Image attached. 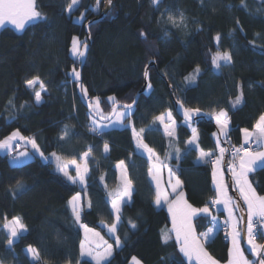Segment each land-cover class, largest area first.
I'll list each match as a JSON object with an SVG mask.
<instances>
[{
  "label": "trees",
  "instance_id": "obj_1",
  "mask_svg": "<svg viewBox=\"0 0 264 264\" xmlns=\"http://www.w3.org/2000/svg\"><path fill=\"white\" fill-rule=\"evenodd\" d=\"M70 3L36 0V8L46 20L29 23L23 30L11 26L0 30V140L18 130L26 139H35L49 157L45 161L35 156L14 167V155L0 154V260L3 264H36L26 254L31 246L40 252L44 264H93L82 259L84 235L74 222L69 201L82 195L81 223L105 235L101 225L111 227L115 222L111 200L122 188L117 165L123 162L134 194L131 204L122 210L117 230L122 247L106 264H128L133 257L143 264H189L179 252L167 209L155 202L157 188L149 171L152 163L138 153L133 127L137 132L144 129L143 142L174 170L190 204L211 207L217 198L212 164L199 162L201 151L215 150L212 135L217 126L211 117L227 111L231 128L240 130L264 115V1L162 0L154 6L151 0H117L107 17L90 28L93 43L81 76L87 89L85 102L79 82L71 76V69L79 71L80 67V60L71 52L72 41L87 40L86 25L100 16L105 0L98 9L96 0H80L72 13L67 11ZM81 14L83 23L75 21ZM169 15L176 18V24L168 21ZM217 51L230 52L233 62L224 65L221 61L222 67L215 69L212 56ZM150 63L156 65L150 69L152 87L126 119L128 126L102 135L91 131L93 117L87 100L94 104L98 97L100 109L110 116L115 105L133 104L145 85L144 73ZM197 66L200 74L193 83L187 82L185 77ZM36 76L47 88L39 104L26 85ZM241 89L243 102L232 107ZM110 98H115V105ZM173 99L185 108H199L209 120L185 124L175 113ZM166 113L173 114L179 124L177 139L167 137L155 119ZM65 126L69 136L61 140ZM192 129L199 134L198 149L188 143ZM90 148L87 185L81 188L56 170L51 153L62 156L65 163L71 159L81 163ZM216 156L211 158L216 160ZM249 182L264 196V168L251 174ZM16 216L28 231L10 249L3 225ZM129 221L135 223V229ZM210 225L209 217L195 221L199 234ZM164 234L170 236L167 243ZM207 250L219 262L228 261L229 243L222 239Z\"/></svg>",
  "mask_w": 264,
  "mask_h": 264
},
{
  "label": "snow or ice",
  "instance_id": "obj_2",
  "mask_svg": "<svg viewBox=\"0 0 264 264\" xmlns=\"http://www.w3.org/2000/svg\"><path fill=\"white\" fill-rule=\"evenodd\" d=\"M101 0H96L97 9L100 5ZM151 3L154 6H159L162 3V0H151ZM106 5H111L112 0H105ZM80 5V0H71V3L67 6V11L69 13H72L74 9H78ZM184 19L183 13H180V20L181 22ZM46 20V17L42 15L40 11L36 8V0H0V27H3L6 22L12 23L17 29L23 30L25 27V24L28 22L33 23H39ZM85 17L83 14L79 17V21H84ZM168 21L172 24H176V18L172 15L168 16ZM237 24L239 26V21H237ZM140 36L144 39H147V36L144 32L140 33ZM215 40L217 43L220 41V36L217 35L215 37ZM88 49V43L87 40L81 41L79 38H73L72 41V47L71 52L74 57H76L78 60L83 62L86 52ZM221 61L224 65H230L233 62V57L230 52H219L217 51L212 56V64L215 67V69L219 70L222 67ZM200 74V68L197 66V68L194 70L192 74L185 77V80L189 83H193L196 79V77ZM145 77L148 76L147 70H145L144 73ZM71 76L75 81H80L81 73L77 70L76 67H73L71 69ZM26 85L29 89H32L34 91V98L35 102L37 104L41 103L43 101L42 93L47 92V88L45 87L43 81L40 79L39 76H36L32 79H28L26 81ZM37 85L39 86V89L37 90ZM151 83L147 84V88L151 89ZM80 90L83 96H87V89L84 88L83 84H80ZM113 101V104L115 105V98H110ZM243 91L241 89L240 93L235 97V99L232 101V107H236L237 105L241 104L243 102ZM11 103V101H10ZM177 103L180 104V107L183 109V117L185 119L186 123H191L194 117H197L201 115V110L199 108H184L183 104L180 103L179 100H177ZM90 108H95L97 110V114H99V98H95V103L93 104L91 101L89 102ZM125 111H121L117 114V121L119 123H123L124 117L131 115L132 111V105L126 104L124 105ZM116 112V108L113 107V113ZM103 118V117H102ZM171 119V113H167V117L165 115H161L156 117L155 119L158 120L161 124L165 123V119ZM223 118V119H222ZM215 120L217 125H219V131L224 136L227 137L228 135V113L227 111L221 110L218 114H215ZM93 127L90 129L91 131L97 133V134H103L102 129L106 126L100 125L95 118L91 121ZM169 125H165V128L167 129ZM255 135H256V142L257 144L261 143V141H264V115H261L255 124ZM144 132V129L141 128L139 132L135 130L133 127V135L137 140V147L142 148L145 152L148 153V158L151 159H158L155 157L153 150L148 147L147 144L143 143L142 139V133ZM244 142L245 144L249 143L250 137L253 136V133L249 132L248 129H244ZM168 135L172 136V131H168ZM67 136H69L68 128L65 126V129L62 130V133L60 135V139L64 140ZM14 140H23L27 144H30L32 148L35 150V153L32 157L28 155L27 152H23L20 154V157H23V159H20L19 157H13V161L18 164L24 163L25 160H30L35 158V154H39V156L47 161L49 157H46L43 152L40 151V148L38 147L35 139H26L23 137L20 132L17 130L13 132L10 136L6 137L4 140L0 141V149L5 150H11L12 148V142ZM189 144H192L193 141H188ZM91 148L83 154V159L85 161L83 168L81 167V164L77 163L76 159H71L68 162H64V158L60 155H57V153L53 152L51 153V158H53L56 162V170L59 173H62L64 177H67L69 181H71L73 184L79 183L81 185L85 184V177L88 172L87 168V159L91 155ZM109 151V146L107 143L104 144V152L107 153ZM226 151L224 148H220L219 155L216 157L214 171H213V177L215 178L217 175V171L219 169V166L221 164V161L223 159V154ZM177 152V158H179V149H176ZM211 152H204L201 151L200 153V161L206 162V163H212ZM232 160H238L239 163H233L230 166V170L232 171L235 183L238 186L239 192L241 197L244 200V203L247 205L248 209V216H247V223H246V235H247V242L249 247V251L251 254L255 257L253 261H249L245 256L240 248L239 245V236L240 233L237 231V225L235 218L232 215L233 208L229 205L232 204L231 198L227 197L226 192L224 190V185L222 182L217 183V189L220 192L221 198L211 201L212 204H224V206L227 208L229 213V219L224 221L225 225L229 224V221H231V236H232V250L230 253L231 259L229 260L228 264H264V244H258L256 242L257 235H260L261 238H264V230H262L260 233H257L254 227L255 224H259L261 226H264V196H257L255 189L252 187L251 183L248 180V174L255 171L257 168H264V151H253L246 148H234L232 153ZM69 165H72L75 167V176H72L69 174ZM118 168L123 169L124 165L123 162H121L119 165H117ZM150 173L152 172V169L149 170ZM174 173H172L171 170H169V177H170V183H171V177H173ZM153 179H157V176L153 174ZM17 188H20L21 185L19 182L16 184ZM173 191L176 192L177 188L180 189L179 192H176V199L174 204L169 203V211L173 213V231L175 232V239L179 243V252L182 253L185 257L188 258L189 261H191L193 258L196 259L198 264H217V261H215L205 250L204 244L209 243L213 240V232L216 227L215 221L216 217L212 216L213 228H209L207 232L202 234V237L198 239L194 233V229L192 227L191 218L194 215H197L199 213H203L205 215L211 216V212L208 206H205L201 209L192 208L190 204L187 203V201L184 199V193L182 189V183L179 180V178H176L175 184L172 185ZM111 195V194H110ZM132 196V182L129 180L126 176H122V188L120 192L111 200V210L114 213L115 222L109 227L108 231L110 234L114 236V243L117 247H122V243L120 240V237L118 235H115L117 232V226L121 223V205L123 203H127L131 200ZM162 200V194L160 191H157L156 194V204L159 205ZM163 200L168 203L167 197L163 196ZM69 205L71 206V210L74 216V222L79 224L80 218H81V205H80V196L76 195L73 196L72 199L69 201ZM88 207H91V201H88L87 204ZM238 207V205H236ZM241 212H243V209H241ZM254 218H258L254 220ZM133 229L136 228L135 223H132L131 221L128 222ZM81 228H84L85 235L87 238V234L91 232L90 229H88L85 225L80 224ZM4 229L7 230L8 239L7 244L9 248L11 249L14 242L22 235V233L27 232V226L23 222L22 218L19 216H16L12 218L10 221L6 222L3 225ZM93 236L99 237V233H92ZM100 240H103L102 237H99ZM170 239L169 234L163 235V242L167 243ZM104 249L102 252H95L91 247H89L86 243H81V256H89L93 260H95L96 264H103L104 261L108 260L112 254H113V245L108 244L107 241H103ZM97 247H100L98 244ZM26 252L30 255L31 261L36 262V264H44L40 252L29 246L26 249ZM133 264H141L139 260H137L135 257H133ZM178 264H183L182 261L178 262Z\"/></svg>",
  "mask_w": 264,
  "mask_h": 264
},
{
  "label": "crops",
  "instance_id": "obj_3",
  "mask_svg": "<svg viewBox=\"0 0 264 264\" xmlns=\"http://www.w3.org/2000/svg\"><path fill=\"white\" fill-rule=\"evenodd\" d=\"M262 1H264V0H262ZM166 115V114H165ZM199 116H204V114H202L201 113V115H199ZM199 116H197V117H199ZM213 120H214V123L216 124V126H217V128H218V130H219V125H217V123H216V120H215V115L214 116H212L211 117ZM258 121V120H257ZM257 121H254L252 124H250V125H248V126H245L244 128H242V129H240V130H233L232 128H231V126H230V124L228 123V135H230V134H232L233 136H234V138L237 140V141H241V142H244V139H245V137H244V132H243V130L244 129H248L249 130V132H251V133H253L254 134V132H255V124L257 123ZM159 122V121H158ZM159 124L162 126V128L164 129V126L165 125H162L160 122H159ZM177 125V129H178V124H176ZM193 130V129H192ZM165 132V131H164ZM193 132H194V134H195V131L193 130ZM220 132V131H219ZM166 134V133H165ZM194 134H193V136H194ZM221 134V133H220ZM227 135V136H228ZM167 136V135H166ZM221 136L223 137V138H225L222 134H221ZM167 137H169V136H167ZM170 138H172V137H170ZM173 139H177V135H175L174 137H173ZM193 139V138H192ZM252 139V137H250V139H249V141ZM212 140H213V143H214V147H215V150H214V153L212 152V157L215 155V153L218 155V148H220V147H218V146H222L221 145V142H220V139H219V134L217 133V132H215L213 135H212ZM0 141H2V140H0ZM21 140H14L13 142H12V147H13V145H15L16 143H18V142H20ZM134 143H135V146H136V149H137V151H138V153L139 154H142V155H144L145 157H147L148 158V153L147 152H145L142 148H138L137 147V140H136V138L134 137ZM144 143V142H143ZM145 144V143H144ZM31 146V145H30ZM189 146L191 147V148H194V149H198V143H195V145H190L189 144ZM263 146H264V141H263ZM223 147V146H222ZM224 149H225V147H223ZM263 151H264V149H263ZM11 152H12V148H11V150L9 151V150H5V149H0V154H2V155H10L11 154ZM154 153V152H153ZM17 154V153H16ZM154 155H155V157H157L158 159H149L150 161H151V163H152V172H151V179H152V181H153V183L155 184V186H156V188H157V191H160L161 192V194H162V200H161V203L159 204V205H157L158 207H164V208H166L167 209V211H168V213H169V216H170V220H171V225H172V231H173V213L171 212V211H169V203H173L174 204V202H175V199H176V192H179L180 191V189L179 188H177V190H176V192H174L173 191V188H172V185L173 184H175V180H176V178H178L177 177V175H176V173L174 172V170L172 169V168H169V167H167V165H165V164H163L162 162H161V160L159 159V157L154 153ZM13 157H16V155H14ZM12 157V158H13ZM90 157V156H89ZM88 157V158H89ZM82 163L81 164H83V162H84V159L81 161ZM199 162L200 163H206V162H202V161H200L199 160ZM207 164V163H206ZM214 166H215V162L212 164V185H213V187H214V189H215V191H216V199H220L221 198V195H220V192H219V190L217 189V183L218 182H222L223 183V185H224V190H225V192H226V195H227V197H230L231 198V201H232V197L231 196H229V194H228V190H227V185H226V182H225V176H226V174H225V171H224V165H223V167L220 165L219 166V169L218 170H216L217 171V175H216V177L214 178L213 177V171H214ZM120 169L121 168H118L117 167V170H118V173H119V180H120V182L122 183V176H126L127 178H128V174H127V170H126V167L124 166V168H123V174H120ZM258 169H260V168H257L255 171H253V172H251V173H249L248 174V180H249V177H250V175L251 174H253L254 172H256ZM169 170H171L172 171V173H174V175H173V177H171V183L169 182L170 181V177H169ZM69 174L70 175H72V176H74V175H76V173H75V167H72V165H69ZM153 174H155L156 176H157V179H153ZM129 179V178H128ZM180 180V179H179ZM182 183V182H181ZM77 184V183H76ZM85 187V186H84ZM182 189H183V193H184V199L187 201V203L188 204H190V202L188 201V198H187V195H186V193H185V191H184V188H183V184H182ZM235 189H236V191H237V193L239 194V196L241 197V195H240V192H239V189H238V186H237V184L235 183ZM133 194H134V188H133V186H132V196H131V200L130 201H128L127 203H123L122 205H121V213H122V210H123V208L126 206V205H129V204H131V202H132V197H133ZM257 194V193H256ZM79 196H81V195H79ZM163 196H166L167 197V201H168V203H166L164 200H163ZM257 196H259L258 194H257ZM241 199H242V201L244 202V200H243V198L241 197ZM233 201H234V199H233ZM232 201V204L231 205H229L230 207H232L233 208V212H232V215H233V217L235 218V221H236V225H237V231L240 233V236H239V245H240V248L242 249V251H243V253H244V256L249 260V261H253V259L252 258H250L249 257V255L247 254V252H246V250H245V248H244V246H243V242H242V231H241V218H239V208H238V211H237V208H236V205H235V201L233 202ZM191 205V204H190ZM81 206L83 207V200L81 201ZM192 206V208H196V209H201V208H197V207H194L193 205H191ZM246 206V205H245ZM209 209H210V212H211V216H208V215H205V214H203V213H199V214H197V215H194V216H192V218H191V223H192V227H193V229H194V233H195V235H196V237L198 238V239H200L201 237H202V234L203 233H205V232H207L208 231V229L209 228H213V221H212V216H214V217H216V221H215V224H216V227H215V229H214V232H213V240L211 241V242H209V243H205L204 244V248H205V250L208 252V250H207V247H208V245H210V244H212L214 241H216V240H221L222 239V232H221V227H222V225L224 224L223 223V221H224V219L225 220H228L229 219V213H228V210H227V208L224 206V204H219V205H216V207L213 209V208H211V207H209ZM247 216H248V210H247ZM200 217H209L210 219H211V225H210V227L206 230V231H204L203 233H198L197 232V229H196V227H195V221L198 219V218H200ZM231 221H229V225H230V227H231ZM120 225V224H119ZM118 225V226H119ZM118 226H117V228H118ZM101 227L103 228L104 227V224L103 225H101ZM109 227V226H108ZM105 228V227H104ZM103 228V229H104ZM105 230V229H104ZM231 232H232V228H231ZM173 233H174V235H175V232L173 231ZM112 240V239H111ZM113 242H114V239L112 240ZM179 247H180V245H179ZM232 247H233V245H232V236H231V242L229 243V252H228V261L226 262V263H221V262H219L217 259H215L209 252H208V254L215 260V261H217V264H228V262H229V260L231 259V256H230V253H231V250H232ZM118 249H120L121 247H117ZM182 254V253H181ZM113 255V254H112ZM183 255V254H182ZM183 257L186 259V261L189 263V264H198V262L196 261V259L195 258H193L191 261H189L188 260V258L187 257H185L184 255H183ZM84 260V259H83ZM89 261H91V262H93V264H96V262H95V260H89Z\"/></svg>",
  "mask_w": 264,
  "mask_h": 264
},
{
  "label": "rangeland",
  "instance_id": "obj_4",
  "mask_svg": "<svg viewBox=\"0 0 264 264\" xmlns=\"http://www.w3.org/2000/svg\"><path fill=\"white\" fill-rule=\"evenodd\" d=\"M102 1V0H101ZM101 3V2H100ZM75 21H79V19H76ZM80 23H83V21H79ZM29 23H32V22H28V23H26L25 24V26L26 25H28ZM6 26H11V27H14L15 29H17L12 23H10V22H6L5 24H4V26L3 27H0V30L2 29V28H4V27H6ZM17 30H19V29H17ZM73 55V54H72ZM76 58V57H75ZM77 59V58H76ZM110 101L113 103V101H112V99H110ZM116 102V101H115ZM95 103V102H94ZM100 103H101V101L99 100V114H97V110L93 107L92 109H93V111H94V113L96 114V115H98L99 117H103L102 119H108L109 117H110V115H107V114H104L103 112H102V110L100 109ZM117 105H119V104H117ZM121 105V104H120ZM115 107V106H114ZM121 111H125V109H119V111H118V113L119 112H121ZM132 112H133V109H132V111H131V114H132ZM117 113V114H118ZM165 115V114H164ZM166 117H167V113H166V115H165ZM129 116H125L124 117V120H123V123L121 124V123H119L118 121H117V115H116V117L111 121V122H109V123H101V122H99V121H97L100 125H104V126H106V127H104L103 129H102V131H108V130H116V129H118V130H121V129H124V128H126L128 125L125 123V121H126V119L128 118ZM223 119V118H222ZM92 121V120H91ZM185 123V122H184ZM169 125V127L166 129L165 128V126H164V131H165V133H166V135L167 136H169L168 135V131H172V133H173V135L172 136H169V137H172V139H173V137L175 136V135H177V125L176 124H178V122H177V120H176V118L173 116V114H171V119L169 120V119H165V123L164 124H162V125ZM186 124V123H185ZM91 125H92V123H91ZM179 125V124H178ZM188 125V124H187ZM93 126V125H92ZM255 132H256V130H255ZM255 132H254V134H253V136H252V139H253V137L255 136ZM226 138V137H225ZM225 138H223V141H224V143H225ZM191 141H193V143L192 144H190V145H195V143H198V141H199V134H198V132H195V134H194V136H193V139H191ZM262 143H263V141H262ZM18 144V146H20V147H17V148H15L16 146L15 145H13V147H12V152H11V154L10 155H16V157H19L20 159H23V157H20V154L21 153H23V152H27L28 153V155L30 156V157H32L33 156V154L35 153V150L32 148V146H30V144H27L25 141H23V140H21L20 142H18L17 143ZM22 144H23V146H22ZM22 146V147H21ZM218 147H220V148H223L222 146H218ZM264 147V146H263ZM25 148V149H24ZM220 148H218V155H219V150H220ZM226 149V148H225ZM264 149V148H263ZM263 151V150H262ZM17 154H16V153ZM226 152L227 151H225L224 152V154H223V159H222V161H221V166L223 167V164H224V161H225V156H226ZM217 155V156H218ZM35 156H38V157H40L39 156V154L37 153V154H35ZM216 156V157H217ZM34 159V158H33ZM33 159H30V160H25L24 161V163H22V164H18V163H15L14 161H13V159L11 160V164H12V166H14V167H19V166H22V165H24V164H26V163H28V162H30V161H32ZM162 162V161H161ZM82 163V162H81ZM81 163H79V164H81ZM84 163H85V161L83 162V164H81V167L83 168V165H84ZM228 163H229V161H228ZM230 166L231 165H229V171H230V173H231V175H232V178H233V182L235 183V180H234V177H233V174H232V171L230 170ZM72 167H74V166H72ZM167 167H169V168H171L169 165H167ZM120 174H123V169H120ZM87 175H88V172H87ZM87 175H86V177H85V184L84 185H81V184H79V183H77V185L78 186H80L81 188H84V186L86 187V185H87ZM75 176V175H74ZM225 182H226V185H227V190H228V194H229V196H231L232 198H233V196H232V194H231V191H230V187H229V183H228V179H227V176H225ZM257 195V194H256ZM83 200V196L81 195L80 196V205H81V201ZM232 201H233V199H232ZM235 201V200H234ZM233 201V202H234ZM243 204H244V207H245V210H246V212H247V205L243 202ZM235 205H237L236 203H235ZM246 205V206H245ZM216 207V206H215ZM83 207L81 206V209H82ZM237 208V207H236ZM214 209V208H213ZM82 211H83V209L81 210V214H82ZM237 211H238V208H237ZM239 218H241L240 217V214H239ZM241 220V219H240ZM224 221H225V219H224ZM224 221H223V223H224ZM80 224H82L81 223V221L79 222V225ZM84 225V224H83ZM87 227V226H86ZM105 227V228H104ZM104 229H105V235L103 234V233H101L100 231H97V230H93V229H91V228H89V227H87L88 229H90L91 230V232H89L88 234H87V238H86V235H85V231H84V228H81V230H82V232H83V235H84V240H83V243H86L89 247H91L92 249H93V251H95V252H102L103 251V249H104V246H103V241H107V243L108 244H112L113 245V255H114V253H115V251L116 250H120V249H118L117 248V246L115 245V243L112 241L113 239H114V236L112 235V234H110L109 233V231H108V229H109V227L107 226V225H105L104 224ZM119 227V226H118ZM117 230H118V228H117ZM5 231H6V233H7V230L5 229ZM93 232H95V233H99V237H102L103 238V240H100L99 239V237H96V236H93L92 235V233ZM115 235H117V232L115 233ZM112 239V240H111ZM100 245V247H97V245ZM258 244H260V243H258ZM34 248V247H33ZM36 249V248H35ZM26 254L30 257V255L26 252ZM112 255V256H113ZM112 256L108 259V260H106V261H104L103 262V264H106L111 258H112ZM137 260H139L140 262H141V264H143V262L139 259V258H137V257H135ZM31 259V258H30ZM82 259H84V260H92L93 261V259L91 258V257H89V256H82ZM32 262H34V261H32ZM94 262V261H93ZM34 263H36V262H34ZM0 264H3L2 263V261L0 260ZM128 264H133V258L128 262Z\"/></svg>",
  "mask_w": 264,
  "mask_h": 264
},
{
  "label": "water",
  "instance_id": "obj_5",
  "mask_svg": "<svg viewBox=\"0 0 264 264\" xmlns=\"http://www.w3.org/2000/svg\"><path fill=\"white\" fill-rule=\"evenodd\" d=\"M116 3H117V0H112V4L111 5H106L104 3V8H103V11L102 13L100 14V16L92 21H90L87 25H86V33H87V43H88V49H87V52H86V55H85V58L83 60V62L81 63L80 61V67H79V72L81 73V76H82V70L86 64V60L88 58V55H89V52H90V49H91V46H92V37H91V34H90V28L96 24L97 22H100L102 21L103 19H105L107 17V15L114 9V7L116 6ZM156 65L155 63H150V65L146 68L147 72H148V76L145 77V85L144 87L142 88V90L137 94L136 98H135V101L132 105V109H134L137 104H138V101L141 97L142 94H144L146 91H147V84L150 83V80H151V75H150V69L151 68H154ZM79 82V86H78V90H79V94L83 100V102H85L84 100V96L83 94L81 93V90H80V84H82V80L80 78V81ZM174 100V106H175V113L177 115V117L179 119H181L183 122H185V119L183 117V109L180 107V104L177 103V101L175 99ZM184 106V105H183ZM88 108L90 109L91 111V114H92V117L95 118V120L101 122V123H109L111 122L117 115L119 109H124V105H115V108H116V112L115 113H112V115L108 118V119H102L101 117H99L98 115H96L94 112H93V109L90 108L88 106ZM185 108V106H184ZM199 120H209L208 117L206 116H199V117H194L192 122L189 124V123H186L188 125H196L197 122ZM216 132L219 134V139H220V142H221V145L223 147H225V143L223 141V137L221 136L218 128L216 127ZM229 155L228 153L226 152V156H225V161H224V171H225V174L227 176V179H228V183H229V187H230V191H231V194L233 196V199L235 200L236 204L238 205V208H239V214H240V217H241V231H242V242H243V246L247 252V254L254 260L255 257L251 254V252L249 251V245H248V242H247V235H246V223H247V212L245 210V207H244V204H243V201L241 199V197L239 196V194L237 193L236 189H235V183L233 182V178H232V175L229 171ZM241 209H243V212H241Z\"/></svg>",
  "mask_w": 264,
  "mask_h": 264
},
{
  "label": "built area",
  "instance_id": "obj_6",
  "mask_svg": "<svg viewBox=\"0 0 264 264\" xmlns=\"http://www.w3.org/2000/svg\"><path fill=\"white\" fill-rule=\"evenodd\" d=\"M87 101L92 102L91 99H88ZM15 146H16L15 148L20 147V146H18L17 143L15 144ZM22 146H23V144H22ZM241 147L246 148V149H250L253 151H262L264 148L262 141H261V143L257 144L256 135L253 137V139H251L249 141V143L245 144V142L237 141L234 138V136L230 134L225 138V148H226V151H227L229 158H230L229 159V165H232L233 163H236V164L239 163L238 160L233 161L231 157H232V153H233L234 148H241ZM211 160H212V163H210V164H213L216 161L215 158H211ZM210 206H211V208H215L216 204L210 203ZM256 219H258V218H254V220H256ZM254 227H255V230L257 231V233H260L262 230H264V226H261L259 224L254 223ZM221 232H222L223 242L226 244L230 243L231 242V227H230V225L229 224L228 225L223 224L221 227ZM256 242L260 243V244H264V238H261L260 235H257Z\"/></svg>",
  "mask_w": 264,
  "mask_h": 264
}]
</instances>
